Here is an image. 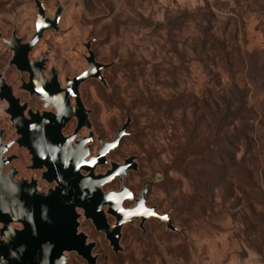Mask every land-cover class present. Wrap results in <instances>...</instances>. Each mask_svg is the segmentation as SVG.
Here are the masks:
<instances>
[{"label": "rangeland", "instance_id": "374dc122", "mask_svg": "<svg viewBox=\"0 0 264 264\" xmlns=\"http://www.w3.org/2000/svg\"><path fill=\"white\" fill-rule=\"evenodd\" d=\"M41 1L54 15L67 0ZM36 16L34 0H0V35L12 40L16 29L28 42ZM90 41L99 62L115 63L105 72L109 92L96 80L81 87L96 136L113 141L127 115L132 117L131 136L110 160L139 156L140 170L129 175L128 186L138 195L145 183L161 178L149 188L147 203L170 214L181 229L173 233L152 220L144 235L139 222L127 225L124 253L115 255L105 235L82 219L81 230L96 244L97 264H264V73L253 70L264 56V0L78 1L66 11L60 32L51 31L31 58L50 50L48 72L58 70L65 85L87 70L84 44ZM11 59L0 39L1 72ZM6 77L19 84L15 68ZM20 97L41 108L37 99ZM7 108L0 101L6 143L17 139ZM226 112L237 114L222 127L221 138L227 136L230 145H210L214 119L223 122ZM75 128L73 122L66 134ZM202 144L226 161L212 160L210 178L200 175L208 170L205 158L177 162L178 151L196 153ZM99 150L96 141L93 155ZM12 154L23 159L15 166L24 178L40 180V173L26 170L31 163L25 150L15 146ZM119 189L117 180L105 191ZM67 264L88 263L71 253Z\"/></svg>", "mask_w": 264, "mask_h": 264}, {"label": "water", "instance_id": "95a60500", "mask_svg": "<svg viewBox=\"0 0 264 264\" xmlns=\"http://www.w3.org/2000/svg\"><path fill=\"white\" fill-rule=\"evenodd\" d=\"M78 1L84 3V0L63 1L54 15H50L44 2L34 0L37 10L34 36L24 43V39L17 36L16 29L12 40L0 35L7 52L12 53L6 70L15 67L21 74L30 75L27 86L13 88L0 74V100L5 99L9 105L6 113L17 135L15 141L4 145L5 130L0 128V264H67L71 253H76L88 264H97L98 257L93 254L96 244L89 242L88 235L81 231L82 218L91 221L96 231L105 235L115 255L124 253V228L136 222H139L144 235L146 223L152 220L164 224L170 232L181 234L170 214H160L157 206L147 203L149 188L161 178L145 183L136 197L127 184V178L131 173L139 172L141 158L132 156L123 163L109 159L122 141L131 136L128 129L133 122L132 117L127 115L124 126L113 141L96 136L90 117L92 111L82 98L81 87L88 81L96 80L109 92L105 72L112 69L115 63L99 62L92 49L93 41L84 44L88 52L85 56L87 70L66 79V90L73 88L75 93L62 101L57 93L63 88L60 72L53 68L49 73L53 78L52 84H44L43 80L48 71L50 50L38 60L31 59L32 53L51 31L60 32L66 11ZM12 44L21 51L22 59ZM25 60L37 70L36 76L30 69L18 65V61ZM17 90L30 91L39 97L44 103V110L33 111L28 104L22 105L14 96ZM44 92L51 94V101L44 98ZM73 101L76 110L60 118L63 107L66 104L72 106ZM53 108L59 116L53 113ZM74 119L75 130L65 135L64 131ZM84 130L88 131V136L81 135ZM96 141L100 150L93 155ZM14 146L28 153L31 165L27 169L40 173V180L19 178L15 168L8 174L4 172L5 167L16 159L15 156L6 157ZM103 167L109 169L98 173V169ZM116 180L120 183L119 191H105L106 186ZM40 181L54 187L42 189ZM126 203L133 204V207L126 208ZM110 218L114 220L113 224Z\"/></svg>", "mask_w": 264, "mask_h": 264}, {"label": "flooded vegetation", "instance_id": "af4514ba", "mask_svg": "<svg viewBox=\"0 0 264 264\" xmlns=\"http://www.w3.org/2000/svg\"><path fill=\"white\" fill-rule=\"evenodd\" d=\"M27 43V42H26ZM15 45V44H14ZM13 44H12V47L14 48V49H18L17 48V46L15 47ZM20 51V50H19ZM20 54V59H22L21 57H22V55H21V53H19ZM32 59V58H31ZM32 60H34V59H32ZM18 63H19V66H22L23 68H25V69H30L32 72H33V75L36 73V69L35 68H33V67H31V62H28V61H23V62H19L18 61ZM12 68H15V67H12ZM12 68H10V69H8L7 71H3V72H1L0 71V74H2L4 77H5V79H6V82L9 84V85H11V86H13V88H22V87H25V86H27V84L30 82V75L28 74V73H24V74H21L16 68V70H17V72L19 73V84L18 85H13V84H10L9 82H8V80H7V77H6V73L9 71V70H11ZM50 72H52V69H51V71H47V73L46 74H44V84H46V83H49V81H52V77L49 75V73ZM61 76L59 75V78H60ZM60 82H61V84H62V87H63V89H66L67 88V85L65 84H63L62 83V81H61V78H60ZM26 89H27V87H26ZM18 91H20V92H18ZM46 93V92H45ZM20 94H23V95H26V96H28L29 97V99L30 100H34V99H37L38 101H39V103L41 104V108H34V107H32L31 105H30V103H27V102H23V100H22V98L20 97ZM33 94H37V92L36 91H33ZM14 96L16 97V98H18L19 100H20V103L23 105V104H28V106H29V108H31L33 111H43L44 110V103L40 100V98L39 97H37L36 95H32L31 93H30V91L29 92H26V91H23V90H17L15 93H14ZM43 96H44V93H43ZM1 102H6V100L4 99L3 101L2 100H0ZM64 101V100H63ZM7 103V102H6ZM8 104V103H7ZM66 104V103H65ZM74 101L71 103V105L72 106H74ZM9 106V105H8ZM8 109V108H7ZM6 109V110H7ZM52 111H53V113L54 114H57V112H56V110L53 108L52 109ZM7 114V113H6ZM10 117V116H9ZM73 122H76V120L74 119L70 124H72ZM69 124V125H70ZM69 125H68V127H69ZM68 127H67V129H68ZM1 128V127H0ZM2 129V128H1ZM66 129V130H67ZM4 130V129H3ZM65 130V131H66ZM64 131V134L65 135H68V134H66V132ZM5 135H6V131H5V133H4V136H3V143H4V145H7V144H9V143H11V142H8V143H6L5 142ZM13 148H15V146L13 147ZM13 148H11V150L6 154V157H12V156H15L16 157V159L11 163V164H9L8 166H6L5 167V170H4V172L6 173V174H8V173H10L11 172V170L13 169V168H15V169H17L18 170V172H19V174H18V177L19 178H24V176L21 174V170L17 167V166H15V164L16 163H18V165H20V164H22V161H23V159L19 156V155H14V154H12V155H10V152L12 151V149ZM22 153H24V152H22ZM97 155V154H96ZM109 159H110V157H109ZM31 164H29V165H27V166H25V168H26V170L27 171H29L27 168L30 166ZM29 172H31V171H29ZM31 173H37V172H31ZM36 179V178H35ZM117 181V180H116ZM115 182V181H114ZM46 184V190H48V189H51V188H53L54 187V185H49V184H47L46 182H42V181H40V188H42L41 187V184ZM128 184V183H127ZM130 188V187H129ZM42 189H44V188H42ZM136 195V194H135ZM139 195V194H138ZM138 195H136V197H138ZM127 204H129V203H126V205ZM126 205H125V207H126ZM133 207V204H132V206L131 207H129V208H132ZM126 208H128V207H126ZM80 213H82V212H80ZM82 219H84V218H82ZM85 220V219H84ZM86 222H89V221H86ZM92 223V222H91ZM110 223L111 224H113L114 223V220L113 219H111L110 218ZM81 224H82V221H81ZM82 228V227H81ZM96 230V229H95ZM82 231V230H81ZM83 232V231H82ZM85 233V232H84ZM86 234V233H85ZM89 237V236H88ZM89 242H91L90 241V239H89ZM91 243H93V242H91Z\"/></svg>", "mask_w": 264, "mask_h": 264}, {"label": "trees", "instance_id": "16d2710c", "mask_svg": "<svg viewBox=\"0 0 264 264\" xmlns=\"http://www.w3.org/2000/svg\"><path fill=\"white\" fill-rule=\"evenodd\" d=\"M256 60V59H254ZM259 59H257V62L255 63V65H253V70L254 71H260L261 74L264 73V56H263V59L259 62L258 61ZM261 64V65H260ZM237 115V114H236ZM235 114L233 113H229V112H226L224 115H222V119H223V122L219 123L218 121V118L214 119V133L215 135L213 134V137L211 139V141L209 142L210 145H212V143L214 145H216L217 147H221L222 148V142L223 143H227V146L230 145V142H229V139L227 138V136H224L223 138H221V133H222V127L224 126L225 122L224 120L227 119V118H231V117H235L236 116ZM224 139V140H223ZM226 146V147H227ZM210 148H206L204 144L200 145L194 152L196 153H192V151H190V149L188 148H183L182 150L178 151V160L177 162H179L181 165L185 163V157H201V158H205L206 160H209V162L205 161V166L206 168H208V170L206 172H201L200 175H205V177L207 178H210V173L213 171L212 168H211V162L213 159L217 158L218 161H220L221 163H225L226 161L223 160L222 157H216L215 155L211 154L209 152ZM219 154H221L219 152ZM233 166H235V163L232 162V161H229Z\"/></svg>", "mask_w": 264, "mask_h": 264}, {"label": "bare ground", "instance_id": "6f19581e", "mask_svg": "<svg viewBox=\"0 0 264 264\" xmlns=\"http://www.w3.org/2000/svg\"><path fill=\"white\" fill-rule=\"evenodd\" d=\"M17 50V49H16ZM18 51V57H20V54L19 53H21V51H19V50H17ZM18 65H19V63H18ZM34 76H36V73H35V75ZM52 82L53 81H49V83H46V84H52ZM68 88V87H67ZM66 88V89H67ZM66 89H61V90H59V92H57L58 93V95H60L61 96V98L63 99V100H65V98L67 99V97H73V95H74V90H73V88L71 89H69V90H66ZM44 98L46 99V100H48V101H51V99H52V97H51V94H49L48 92H44ZM62 100V101H63ZM76 110V108L74 107V106H69L68 104H66L64 107H63V110H61L60 112H61V116H60V118L62 117V116H64L67 112H74ZM58 112V111H57ZM55 115H57V116H59L58 115V113L57 114H55Z\"/></svg>", "mask_w": 264, "mask_h": 264}]
</instances>
